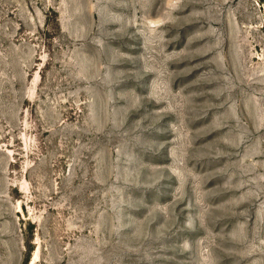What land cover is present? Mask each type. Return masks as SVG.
<instances>
[{"label": "rangeland", "instance_id": "rangeland-1", "mask_svg": "<svg viewBox=\"0 0 264 264\" xmlns=\"http://www.w3.org/2000/svg\"><path fill=\"white\" fill-rule=\"evenodd\" d=\"M0 264H264V0H0Z\"/></svg>", "mask_w": 264, "mask_h": 264}]
</instances>
